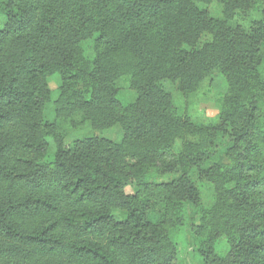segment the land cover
<instances>
[{
    "label": "trees",
    "instance_id": "trees-1",
    "mask_svg": "<svg viewBox=\"0 0 264 264\" xmlns=\"http://www.w3.org/2000/svg\"><path fill=\"white\" fill-rule=\"evenodd\" d=\"M212 1L0 0V264H176L186 209L194 264H264V0ZM215 73L209 123L161 83L190 94ZM85 123L121 138L64 147Z\"/></svg>",
    "mask_w": 264,
    "mask_h": 264
},
{
    "label": "rangeland",
    "instance_id": "rangeland-1",
    "mask_svg": "<svg viewBox=\"0 0 264 264\" xmlns=\"http://www.w3.org/2000/svg\"><path fill=\"white\" fill-rule=\"evenodd\" d=\"M207 8L214 16H219L221 11V3L218 0H213L207 5ZM254 15V17H257ZM91 42L87 40L84 44V52L87 57H92ZM162 86L164 90L172 95L173 101L177 109L181 113H188L197 120H202L204 123H209L216 120L219 112V100L223 93L227 90V82L225 78L218 73L211 75L206 79L198 89L190 94H184L178 92L175 85L168 79L162 80ZM48 85L50 88V101L46 103L44 108V118L47 122L51 121L54 117L53 113V101L56 99L60 78L58 75H52L48 77ZM118 97L126 103L135 99V92L130 88L128 79L126 77L121 78L118 83ZM66 137L63 143L64 147H68L72 141L80 139L85 135L96 134L105 138L119 140L121 138V131L118 127H111L102 131H93L89 123H85L79 128L67 129ZM55 152V145L50 142L46 154V160L53 158ZM201 205L208 204L210 199L209 193L206 189L201 188ZM126 192H131V187L126 188ZM197 212V209H196ZM195 211L186 209L182 224L174 230V240L177 246V259L176 264H194L193 259V246L196 244L191 238V233L187 227V217L194 216L196 222L199 217L194 215ZM196 214V213H195ZM226 245L224 237H221L215 242L216 251H220ZM196 264V263H195Z\"/></svg>",
    "mask_w": 264,
    "mask_h": 264
}]
</instances>
